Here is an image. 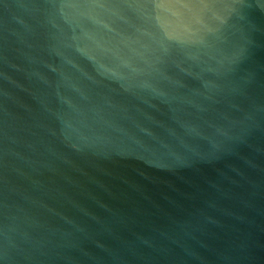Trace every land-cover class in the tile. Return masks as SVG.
Returning <instances> with one entry per match:
<instances>
[{"label": "water", "instance_id": "1", "mask_svg": "<svg viewBox=\"0 0 264 264\" xmlns=\"http://www.w3.org/2000/svg\"><path fill=\"white\" fill-rule=\"evenodd\" d=\"M0 264H264V0H0Z\"/></svg>", "mask_w": 264, "mask_h": 264}]
</instances>
